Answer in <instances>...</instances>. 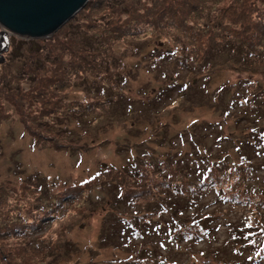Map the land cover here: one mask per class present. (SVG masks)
<instances>
[{
  "label": "rangeland",
  "instance_id": "rangeland-1",
  "mask_svg": "<svg viewBox=\"0 0 264 264\" xmlns=\"http://www.w3.org/2000/svg\"><path fill=\"white\" fill-rule=\"evenodd\" d=\"M230 40L255 45L257 53L230 48ZM8 41L0 52V264H215L222 251L232 264H244L243 247L232 249L226 241L227 223L243 213L240 222L254 239L264 234V213L244 199L230 203V212L220 197L228 211L202 216L214 208L208 192L197 218L177 219H190L194 232L199 222L215 218L218 229L210 236L182 235L178 223L167 222L165 207H145L153 193L140 194L120 169L163 171L180 155H198L186 141L191 132L202 156L226 151V169L229 158H238L244 134L264 128V114L256 116L254 129L242 119L255 116L251 108L229 116V89L246 90L247 106L264 100V0H90L49 37L30 44L12 35ZM231 49L242 52L235 56ZM154 50L213 57L202 60L205 66L199 58H172L160 68L152 66L158 63L149 55ZM101 84L120 90V104ZM229 136L230 144L217 146ZM252 159L258 189L264 158ZM179 169L166 172L175 174L172 184L193 190L197 181ZM248 172L228 170L221 182L246 185ZM116 192L137 195L140 215L124 208ZM143 217L153 225L130 236L120 226L112 239L114 220Z\"/></svg>",
  "mask_w": 264,
  "mask_h": 264
},
{
  "label": "trees",
  "instance_id": "trees-1",
  "mask_svg": "<svg viewBox=\"0 0 264 264\" xmlns=\"http://www.w3.org/2000/svg\"><path fill=\"white\" fill-rule=\"evenodd\" d=\"M27 41H28L27 43H30V44L34 43V40H27ZM235 43L236 42H233L230 40L229 47L230 48L240 47L243 50L245 49L246 53H250V52L257 53L256 48L258 47L255 45L250 44L248 46H244L243 48L240 45L236 46ZM135 49L138 50L139 46L136 47ZM189 51L192 54L193 51L191 49ZM230 51H234L235 56H237L239 53L242 52V51H238L235 49H231ZM149 55L153 59L158 60V63L152 64V66H155V67H157V65H159L160 67V64H166L172 58H174L179 63H184L185 60L191 61V59L195 60L199 58L201 61V64L205 66L206 64L202 62V60H204L205 58L209 59V56H211V58L213 57L212 55H208L204 58H200V56H198V54L194 52L193 56L188 57V55L186 54L185 56H182V57L180 56V58H178V57H173L172 56L173 54H165L159 51L156 52L155 50L150 52ZM228 59L229 58H227L226 61ZM236 59L241 60L242 63H247L246 61H249L248 56H244L242 58L238 56ZM210 65H211V61H210ZM126 78H127V75L126 77H124L125 81H127ZM164 79L169 81V79H172V77L169 78V76L165 75ZM103 86L104 84L100 85L102 92L104 94H109L111 96H117L115 101L120 104V101L124 99L123 97H119V96H122L120 90H118V94H117L114 92L113 88L105 89ZM117 87L121 88L119 83ZM224 91L225 89L221 91V95L223 94ZM245 91L246 90L239 88V89H236L235 92L233 93V91H230L229 89V116L232 115V113H235V115H237V112L234 111L233 109L240 108L243 111L247 107L249 109L251 108L250 112H254L255 116L251 118H242V119L244 120V122L245 121L249 122L251 125L250 127L254 129V127L252 126L254 124V119H256V116L258 115L261 116L264 114V100H262L260 104H256L255 107H251L249 102H248L249 106H247L245 105V102L242 100L244 97L248 95V93H245ZM260 93L259 94L261 96H264V91H261ZM82 119L83 117H80L79 122H81ZM242 119L239 121H242ZM242 138H243V148L236 149L238 158L235 160H231L229 158V168H226V169H224V165L225 163L228 162V158L225 155H222L226 151L220 149L219 150L220 154H217V155L216 154L210 155L208 154L207 151H205V155L202 156L203 150H201L198 147V144L195 141L194 135L191 132L190 136L187 137L188 140L186 141H190L192 144H194V147H197L198 155L193 154L191 152H190V155H186V156L180 155V157L177 159L178 161L173 160V162H170L169 164L166 165L167 168H165V170L163 171L156 167L150 168L149 170L144 169V167H141V169L139 170L138 168L132 169V167H136V166H129L128 168L120 169L121 170L120 173L124 174L123 176H121V178L124 179L125 177L126 179H130L133 181L134 183L133 185L135 186V188L143 189V191H141L142 193L140 194L153 193L151 197V201L149 202V204H146L145 207L147 209L154 208L158 212L163 211L165 207V209H167V214L170 216V219H171V220H168L167 222L173 223L174 221L175 223H178V225L181 227L180 231L182 235L192 234V235L198 236L199 234H202V235L210 236L211 234H214L216 232V230L218 229L220 225L219 222H216L215 218H207L208 221L207 219H205L199 222L197 225L198 229L194 230V232H190L188 230V229L193 228V227H190L189 224H187L190 219L187 222H182L179 219H177L178 214H180L179 217L183 219L190 217L193 220L197 218L198 216L195 217L196 213L197 212L199 213V211L203 208V206H205L203 205V201L207 198V195L205 194L208 192H210L209 195L211 194V197L209 198L208 201L210 202L211 205L214 206V208L211 211L205 212L202 216H206L207 214H212L216 216V214H219L223 211L224 212L228 211V209H224L221 207V205H219L220 197H224L226 201H229V211L230 212H232L230 203L235 204L236 200L244 199L255 207V212H260L261 214L264 213L260 209L264 207V178L259 180L258 182L259 187L258 189H255L254 188L255 178H253L254 177L253 170L255 169L254 167L255 165L252 159L253 157L254 160L259 162L260 158L262 157L264 158V144L261 146L262 141H263L262 139H264V128H261L259 132L252 131L249 134H246V135L244 134ZM231 140H232V137L230 136L229 138L227 137L222 138V139L219 138L218 140L219 143L217 146L223 147L226 145V143L230 144ZM234 147L235 146H233V148ZM182 156L184 157L181 158ZM182 166L185 167L186 178H188L190 181L192 180L197 181V183H195L193 190H184V189L178 188L177 186L173 185L172 184L173 181L171 182V179H173L175 174L173 172H169L171 173V175L166 173L167 171H174V172L182 171L181 169H179ZM240 168L246 169V170L248 169L249 171L247 174L250 178L248 181L246 180L247 182L245 181L246 185H244V183L243 185L241 183H236L235 186L232 184L224 185L221 182L223 179V175L226 174L228 170H229V173L232 174V170L236 171V170H239ZM216 177H220L221 180L219 178L216 180L215 179ZM118 184L119 183H115V188L117 189L120 188V191H121L122 186ZM153 190H156L155 193L153 192ZM116 195L119 196L118 201L120 204H123L124 208H126L127 210H131L132 214L134 215H137V214L140 215V213L139 212L137 213L136 211L137 205H135V202H134L136 201L137 195L134 196L133 193L128 195L126 192L124 193V196L119 195L118 192H116ZM255 202H257L258 204L256 205ZM168 203L170 205H167ZM177 203H179L180 206H176ZM242 216H243V213L241 216L237 217V219L234 220V222L229 221V223H227L228 225L227 229L229 230L228 231L229 236L227 233L226 241L228 242L230 246L239 245L240 247H243L244 255L241 256L240 258L243 259L244 264H255V263L264 264V234L263 235L258 234L256 237H254V239H252V237L249 238V234H247V230H246V223L242 225V223L240 222L243 218ZM146 219L148 220L147 222H145ZM142 222H144L145 224ZM138 223L137 221L130 223L125 218L114 220L112 222V230H111L112 239H114L113 237L114 234L118 235V232L120 233L121 228L124 230V233L130 236L134 231L135 233H138V231H140L142 227L153 225L154 222L151 218L143 217L142 221H139ZM263 224H264V221H263ZM157 225L161 226L162 224L161 222H158ZM177 231L179 232V230ZM191 240H193V238L187 239L186 241L189 243L191 242ZM185 244L187 243L185 242ZM231 248L233 249L232 246ZM222 252L221 253L218 252L217 254H215L214 259H212V261H215V264H232V261H230V256ZM229 255H231V253ZM233 262H236V261H233Z\"/></svg>",
  "mask_w": 264,
  "mask_h": 264
},
{
  "label": "water",
  "instance_id": "water-1",
  "mask_svg": "<svg viewBox=\"0 0 264 264\" xmlns=\"http://www.w3.org/2000/svg\"><path fill=\"white\" fill-rule=\"evenodd\" d=\"M88 1L0 0V27L3 29L0 32V52L8 48L12 35L26 40L49 37L83 9Z\"/></svg>",
  "mask_w": 264,
  "mask_h": 264
}]
</instances>
